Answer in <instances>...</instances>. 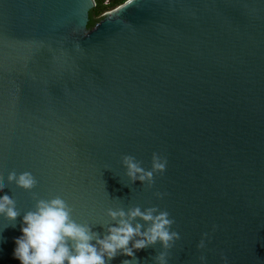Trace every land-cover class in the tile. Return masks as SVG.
<instances>
[{
  "label": "water",
  "instance_id": "95a60500",
  "mask_svg": "<svg viewBox=\"0 0 264 264\" xmlns=\"http://www.w3.org/2000/svg\"><path fill=\"white\" fill-rule=\"evenodd\" d=\"M93 6L0 0V181L31 172L39 198L101 237L109 208L165 210L180 236L168 264H264V0H125L87 28ZM154 152L166 170L131 184L121 158L150 170ZM6 194L21 216L0 217V264H20L35 201Z\"/></svg>",
  "mask_w": 264,
  "mask_h": 264
},
{
  "label": "clouds",
  "instance_id": "9594fccd",
  "mask_svg": "<svg viewBox=\"0 0 264 264\" xmlns=\"http://www.w3.org/2000/svg\"><path fill=\"white\" fill-rule=\"evenodd\" d=\"M121 163L131 184L138 180L150 189L154 175L163 174L166 170L167 159L154 152L150 170L141 167V162L131 155H124ZM11 183L29 192L35 201L33 209L23 213L21 235L14 239L12 258L20 264H110L118 255L131 258L122 260L121 264H132L136 251L157 243L162 250L152 258L153 264H168V250L180 239L177 232L170 231L174 219L169 218L167 211L156 206L143 210L139 206L127 210L109 208L106 215L111 223L101 237L88 224L74 221L72 208L60 196L39 198L33 191L38 181L31 172H9L7 184ZM7 184L0 181V190ZM154 195L162 199L167 193L156 192ZM20 216L16 201L7 194L0 196V217L15 227V221ZM208 236V233L202 234L198 249L205 248V237ZM221 259L226 261L223 255ZM199 260L203 264L205 256L201 255Z\"/></svg>",
  "mask_w": 264,
  "mask_h": 264
},
{
  "label": "trees",
  "instance_id": "16d2710c",
  "mask_svg": "<svg viewBox=\"0 0 264 264\" xmlns=\"http://www.w3.org/2000/svg\"><path fill=\"white\" fill-rule=\"evenodd\" d=\"M94 6L87 12L86 27H91L96 21H98L102 13L108 11L117 5L121 4L125 0H93Z\"/></svg>",
  "mask_w": 264,
  "mask_h": 264
}]
</instances>
